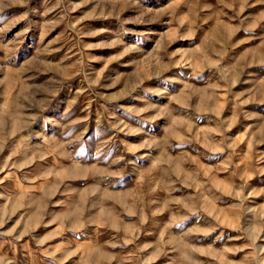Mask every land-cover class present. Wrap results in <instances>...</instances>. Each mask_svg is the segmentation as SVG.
Instances as JSON below:
<instances>
[{
	"label": "rangeland",
	"instance_id": "1",
	"mask_svg": "<svg viewBox=\"0 0 264 264\" xmlns=\"http://www.w3.org/2000/svg\"><path fill=\"white\" fill-rule=\"evenodd\" d=\"M0 264H264V0H0Z\"/></svg>",
	"mask_w": 264,
	"mask_h": 264
}]
</instances>
